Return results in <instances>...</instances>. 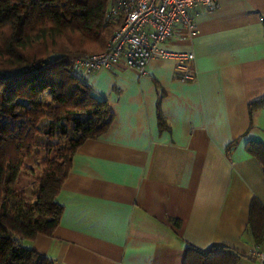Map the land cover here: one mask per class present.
Wrapping results in <instances>:
<instances>
[{
    "label": "crops",
    "instance_id": "1",
    "mask_svg": "<svg viewBox=\"0 0 264 264\" xmlns=\"http://www.w3.org/2000/svg\"><path fill=\"white\" fill-rule=\"evenodd\" d=\"M189 13L196 31L177 24L162 46L193 54L191 79L160 56L144 73L80 74L112 121L73 153L56 228L25 241L52 264H196L199 254L258 264L264 232L256 243L248 220L251 201L264 204L250 152L264 148V0Z\"/></svg>",
    "mask_w": 264,
    "mask_h": 264
},
{
    "label": "trees",
    "instance_id": "2",
    "mask_svg": "<svg viewBox=\"0 0 264 264\" xmlns=\"http://www.w3.org/2000/svg\"><path fill=\"white\" fill-rule=\"evenodd\" d=\"M110 2L0 0V91L11 92L10 86L17 84L14 93L24 98L36 95L37 82H46L52 101L64 110L47 114L50 122L42 133L49 137H67L69 128L72 132L66 146L58 148L62 162L49 163L43 176V181L52 190L43 207L41 196L28 204L12 191L21 165L18 147L13 148L14 138L18 136L12 134L16 128H6L0 122V264H52L28 248L25 241L38 235H50L56 228L62 209L55 202V196L68 175L73 153L85 140L106 132L112 121L107 101L94 98L89 86L70 71L74 59L101 52L117 28L118 22L104 21ZM31 51L42 54L30 56ZM68 88L71 93L65 98L63 95ZM7 103L5 98L0 101V117L8 116L11 121L27 117L35 125L43 116L40 102L17 100L6 106ZM19 104L23 113L16 110ZM158 125L160 128L165 126L160 116ZM25 129L20 128V131ZM28 131L30 134L35 130L31 127ZM250 152L260 160L264 172V148L251 146ZM248 228L255 242L260 243L264 232V204L256 200L249 206ZM213 257L214 263L233 262L232 257ZM195 260L196 264L211 262L209 256L201 254Z\"/></svg>",
    "mask_w": 264,
    "mask_h": 264
},
{
    "label": "built area",
    "instance_id": "3",
    "mask_svg": "<svg viewBox=\"0 0 264 264\" xmlns=\"http://www.w3.org/2000/svg\"><path fill=\"white\" fill-rule=\"evenodd\" d=\"M198 6L214 10L218 8L219 0H111L104 21L118 22L117 28L101 52L74 59L70 65L71 73L80 77L82 73L117 65L144 73L150 59L160 56L177 62L179 80L191 79L187 62L193 59V54L172 52L162 45L171 38L177 24L190 33L196 31L189 11ZM262 30L264 35V23ZM253 253L258 264H264V251L256 248Z\"/></svg>",
    "mask_w": 264,
    "mask_h": 264
},
{
    "label": "rangeland",
    "instance_id": "4",
    "mask_svg": "<svg viewBox=\"0 0 264 264\" xmlns=\"http://www.w3.org/2000/svg\"><path fill=\"white\" fill-rule=\"evenodd\" d=\"M41 54L42 53H38V51H31L30 56L39 57ZM16 86L17 84H12L10 86L11 92L0 91V94H3L0 101H2L4 98L7 99L8 103L5 104L6 106H8V104L14 103L17 100L25 102L33 100L37 103L40 102L43 116L39 117L35 125H33V122L31 123L28 121L27 117L12 121L8 118V116L4 117L3 115L0 117L1 124H4L6 128H16L15 133L12 132V134L13 136H18L17 138H14L15 143L13 148L16 146L18 147V160L20 161L21 165L14 181L12 191L16 196H22L24 201H26L28 204H33L38 200L39 196H41V205L45 207L51 197L52 190L50 186L43 181V176L46 172V169L49 167V163L62 162L58 156V148L66 146L68 141L67 139L70 137L72 132L71 128H69L67 137L60 135L49 137L42 133L45 126L50 122V120L46 117L47 114L52 113L53 111L55 113L58 110H64L63 108H60L59 105L57 106L56 102L52 101L46 82H37L35 84L36 95H29L28 97L24 98L21 95L18 96L14 93L17 92ZM25 92L27 93L26 89ZM70 93L71 90L68 88L65 90L63 96L67 98L70 96ZM16 110L18 113H23V109L20 107V104ZM24 122H27L28 124ZM29 127H33V130L35 131H30L29 134ZM20 128H28V130L25 133L26 129L24 131H20ZM24 138H27V141L24 140ZM22 140L25 141L24 145H22Z\"/></svg>",
    "mask_w": 264,
    "mask_h": 264
}]
</instances>
